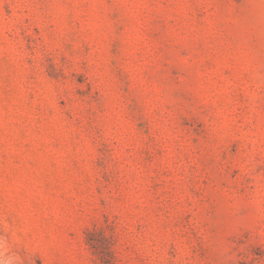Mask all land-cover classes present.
Wrapping results in <instances>:
<instances>
[{"label":"rangeland","instance_id":"374dc122","mask_svg":"<svg viewBox=\"0 0 264 264\" xmlns=\"http://www.w3.org/2000/svg\"><path fill=\"white\" fill-rule=\"evenodd\" d=\"M0 260L264 264V0H0Z\"/></svg>","mask_w":264,"mask_h":264},{"label":"clouds","instance_id":"9594fccd","mask_svg":"<svg viewBox=\"0 0 264 264\" xmlns=\"http://www.w3.org/2000/svg\"><path fill=\"white\" fill-rule=\"evenodd\" d=\"M0 264H9L8 261L0 260Z\"/></svg>","mask_w":264,"mask_h":264}]
</instances>
